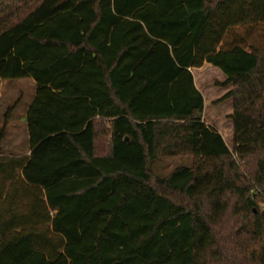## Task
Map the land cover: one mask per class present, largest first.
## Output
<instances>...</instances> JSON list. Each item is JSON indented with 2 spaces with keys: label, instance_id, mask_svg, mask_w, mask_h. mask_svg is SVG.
<instances>
[{
  "label": "trees",
  "instance_id": "1",
  "mask_svg": "<svg viewBox=\"0 0 264 264\" xmlns=\"http://www.w3.org/2000/svg\"><path fill=\"white\" fill-rule=\"evenodd\" d=\"M23 78L31 154H4L14 105L0 264H264V0H0V79ZM178 155L194 165L152 175Z\"/></svg>",
  "mask_w": 264,
  "mask_h": 264
},
{
  "label": "rangeland",
  "instance_id": "2",
  "mask_svg": "<svg viewBox=\"0 0 264 264\" xmlns=\"http://www.w3.org/2000/svg\"><path fill=\"white\" fill-rule=\"evenodd\" d=\"M194 76L198 87L202 89L205 96L206 124L215 127L226 136L231 130V108L228 103L222 101V97L226 90H222L219 87L221 83L219 74L213 69L204 68L197 71L194 70ZM0 91L5 93L14 91L15 94H18V87L15 83H11L10 86H1ZM8 107L6 108L5 114L7 113ZM3 148L7 154L24 152L27 149L24 133L7 135L3 142ZM193 165V157L182 155L160 156L157 159L149 161V168L154 177H165L178 167H192ZM240 168L246 178L249 179V170L251 166H248V164L244 162H240Z\"/></svg>",
  "mask_w": 264,
  "mask_h": 264
},
{
  "label": "crops",
  "instance_id": "3",
  "mask_svg": "<svg viewBox=\"0 0 264 264\" xmlns=\"http://www.w3.org/2000/svg\"><path fill=\"white\" fill-rule=\"evenodd\" d=\"M204 68L213 69L219 74L220 82L224 80V76L222 75V73L217 68L212 66L204 65L202 68L195 69V71ZM11 83H15L17 85L18 94H15L14 91H12L11 93H5L3 91H0V132L5 124L6 108L9 106L8 107L9 109L14 105H16L14 111L12 112V117L9 123L7 124V135L24 133L27 149L24 152H18L15 154L14 153L7 154L4 151V154L10 156H28L31 154V149L29 145V133H28V126L26 123V116L28 114L30 106L32 105L35 99L37 87L35 81L32 78H23L18 80L0 79V87L1 86L3 87V85L10 86Z\"/></svg>",
  "mask_w": 264,
  "mask_h": 264
},
{
  "label": "built area",
  "instance_id": "4",
  "mask_svg": "<svg viewBox=\"0 0 264 264\" xmlns=\"http://www.w3.org/2000/svg\"><path fill=\"white\" fill-rule=\"evenodd\" d=\"M263 211H264V208H263Z\"/></svg>",
  "mask_w": 264,
  "mask_h": 264
}]
</instances>
